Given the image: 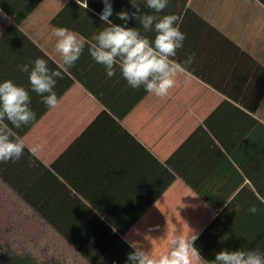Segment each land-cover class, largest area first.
<instances>
[{
	"label": "crops",
	"instance_id": "obj_1",
	"mask_svg": "<svg viewBox=\"0 0 264 264\" xmlns=\"http://www.w3.org/2000/svg\"><path fill=\"white\" fill-rule=\"evenodd\" d=\"M137 2L142 13L155 14ZM111 3L113 24L154 39L136 19L125 25L117 17L135 11L130 0ZM183 3L168 0L156 15L182 20ZM186 6L250 58L189 17L176 58L194 54L191 65L204 79L180 74L169 94L157 97L131 88L119 65L108 77L91 57L93 36L107 26L99 18L103 0H0V83L24 87L36 117L20 129L3 123L23 134L26 148L36 147L33 155L55 175L39 201L55 224V245L67 240L94 264H128L134 247L159 256L179 234L196 236L193 247L208 261L221 250L264 254V0ZM61 27L85 41L66 73L53 36ZM37 58L61 71L56 108L18 68Z\"/></svg>",
	"mask_w": 264,
	"mask_h": 264
},
{
	"label": "clouds",
	"instance_id": "obj_2",
	"mask_svg": "<svg viewBox=\"0 0 264 264\" xmlns=\"http://www.w3.org/2000/svg\"><path fill=\"white\" fill-rule=\"evenodd\" d=\"M103 3L99 18L107 26L93 36L96 43L89 48L91 57L104 66L108 77L115 75V66L119 65L123 78L131 88L143 86L146 92L157 97L167 96L176 86L178 75L187 73L195 58L194 54L187 55L183 63L174 59L186 39L179 28L181 18L174 14L156 15L167 7L168 0H144L145 7L155 14L142 13L137 0H130L135 11L129 13L122 10L116 15L125 25L130 19H136L145 33L154 32V39L150 40L137 28L113 24L109 19L113 14L111 0H103ZM53 36L56 38L55 50L61 56L58 68L66 73L81 57L84 38L63 27L54 29ZM18 68L29 74L31 90L42 97V102L50 109L56 108L59 100L54 87L57 79L62 78L61 71L50 70L41 58L35 59L31 67L24 64ZM29 104L30 95L24 87L11 80L0 83V163L17 162L24 155V140L14 139L12 130L3 121L6 118L17 129L29 125L36 118ZM29 151L35 154L37 148L32 147ZM249 212L257 214L259 209L252 205ZM195 239L194 235H173L168 251L159 256L134 247L128 254V264H264V254L255 250H221L213 261L205 260L193 247Z\"/></svg>",
	"mask_w": 264,
	"mask_h": 264
},
{
	"label": "trees",
	"instance_id": "obj_3",
	"mask_svg": "<svg viewBox=\"0 0 264 264\" xmlns=\"http://www.w3.org/2000/svg\"><path fill=\"white\" fill-rule=\"evenodd\" d=\"M186 3L187 0H184L181 8V13L184 11L179 25L181 32L182 23L191 17L192 21L204 28L208 34L219 38L245 59L250 58L188 8ZM174 59L183 63V59ZM188 72L204 79L192 65L189 66ZM13 134L14 139H20L23 135L14 132ZM169 161L170 159L166 163ZM172 179L173 177L168 185ZM54 180L53 171L43 165L27 148L19 161L0 163V264H94L89 256L71 242L63 240L64 246L54 243V236L57 234L55 224L39 203L42 196H45L46 182ZM3 197L10 200L11 204L5 206L1 201Z\"/></svg>",
	"mask_w": 264,
	"mask_h": 264
},
{
	"label": "rangeland",
	"instance_id": "obj_4",
	"mask_svg": "<svg viewBox=\"0 0 264 264\" xmlns=\"http://www.w3.org/2000/svg\"><path fill=\"white\" fill-rule=\"evenodd\" d=\"M1 201L5 204V206H7V205H10L11 204V202H10V200H8V199H5L4 197L3 198H1ZM1 213V212H0ZM4 219V218H3Z\"/></svg>",
	"mask_w": 264,
	"mask_h": 264
}]
</instances>
